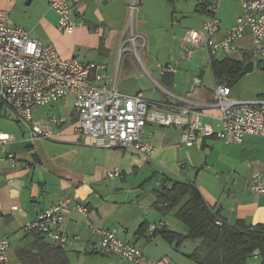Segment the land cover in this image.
Masks as SVG:
<instances>
[{
	"label": "crops",
	"instance_id": "obj_1",
	"mask_svg": "<svg viewBox=\"0 0 264 264\" xmlns=\"http://www.w3.org/2000/svg\"><path fill=\"white\" fill-rule=\"evenodd\" d=\"M48 1L0 0V9L7 13L8 25L27 30L30 37L42 45H52L60 58H74L81 64L104 66L117 91L127 95L141 94L147 101L162 108L187 110L188 120L197 119L200 124L209 125L215 131L219 129L220 113L213 106L216 81L211 63L200 48L194 49L190 55L185 52L186 33L201 31L203 23L210 18L209 13L199 5L203 0H192L188 13H183L189 22L181 28V31L184 30L179 40L182 52L177 60L174 57L166 60L144 50L145 63L138 54L136 62L127 47L121 50L123 52L115 69V64L98 61L99 57L79 54L81 49H85L107 56L118 45L120 51L125 36H122L121 29L114 27L113 19L116 12H126L130 0H80L72 6L71 18L82 19L84 26H77L71 34L57 29V16L48 8ZM103 1L107 6L105 13L97 9V3L102 4ZM138 1L141 8L139 29L151 39L162 36L165 29L161 27L160 12L155 10L153 0ZM167 2L173 3V0ZM90 9H93L92 16L89 15ZM240 14L241 6L237 1L220 0L216 17L221 29L215 35L216 41L223 37L225 30L234 26ZM162 23L164 26L170 24L169 14L164 15ZM171 24L174 25L172 21ZM142 35L139 33L137 37ZM172 37L177 36L173 34ZM253 48L252 36L247 33L235 43L231 53H219L213 57L217 60L226 57L241 60L242 55L251 53ZM195 52L203 54L200 59L204 66L192 65ZM188 63H191L190 68ZM207 68L210 71L207 72ZM134 70L143 72L149 82L142 81L141 77L139 85L138 76L133 75ZM163 70L174 74L169 87L160 82ZM195 79L199 83L195 84ZM55 104L36 108L33 111L34 121H45L48 116L54 115L52 106ZM69 105V111L54 115L66 117L67 124L60 128L49 126L53 137L35 140L29 139L26 125L17 122L0 107V134L10 138L3 146L4 152L0 148V158L13 155V161L0 160V240L9 242V264H57L52 249L59 247L58 244L46 236L41 242L34 234L25 233L24 227L41 211L65 197L71 198L72 204L65 215L62 231L69 238L78 237L64 249L67 264H129L117 255L88 249L94 237L87 227V220L77 211V204L88 208V221L94 227L114 232L122 241L139 248L151 261H167L165 256L173 254L172 248L177 250L180 247L176 249L159 233L149 232L148 227L161 222L167 230L185 234L186 229L179 230V224H183L172 214L160 212L156 191L162 183L168 188L176 181L191 183L219 220L230 225L243 227L264 223V195L251 192L249 187L253 172L264 170V138L245 136L239 144L226 145L218 138L209 137L191 146L178 148L176 144L185 132V125L163 128L148 123L144 134L147 142L155 147L151 159H148L145 155L127 150L86 144L73 127L77 121L73 101ZM179 163L186 164L188 168H179ZM114 169L118 170V176L108 178L107 174ZM146 209L149 211L145 214ZM142 224L147 227L138 232ZM188 243L191 242L182 244L183 247L190 245L189 251L185 249L186 252L182 253L186 259L185 255L194 248V244ZM159 247L166 248L156 253ZM144 249H147V254ZM40 252L49 254L47 262H43Z\"/></svg>",
	"mask_w": 264,
	"mask_h": 264
},
{
	"label": "built area",
	"instance_id": "obj_2",
	"mask_svg": "<svg viewBox=\"0 0 264 264\" xmlns=\"http://www.w3.org/2000/svg\"><path fill=\"white\" fill-rule=\"evenodd\" d=\"M14 2L15 0H6ZM241 6V14L234 26L225 30L216 41L215 35L221 24L217 19L220 0H209L206 11L210 18L203 23L201 31H188L184 37L185 52L190 55L196 48L207 54L208 63L214 55L229 54L235 43L247 33L252 36L254 66L264 57V0H235ZM80 0H49L48 8L57 16V29L71 34L77 26H84L82 19H72V6ZM7 13L0 9V107H3L17 122L27 126L30 140L52 138L49 126L60 128L68 120L63 116H48L45 121H34L33 111L38 107L50 106L67 97L73 99V110L77 121L75 132L88 145L100 148H117L145 155L151 159L155 147L147 142L144 134L146 124L163 128L185 125V132L176 147L191 146L209 137L222 140L226 145L239 144L245 136L264 138V98L251 102L230 99L231 90L217 84L213 106L219 110L218 130L202 125L197 119L188 120L187 110L162 108L147 101L141 94L127 95L116 90L111 78L107 77L102 65L81 64L76 59H62L52 45H42L32 39L29 32L6 23ZM97 31V30H95ZM145 42L144 37H140ZM136 37L132 36L134 43ZM194 83H199L198 79ZM9 136L0 134V148L9 141ZM13 161L7 154L0 160ZM179 168H188L179 163ZM118 170L107 174L118 176ZM251 192L264 195V170L254 171L250 179ZM72 199L61 201L41 211L24 227L30 234L39 232L54 241L60 248H67L78 240L69 238L62 231L66 213L71 209ZM77 211L87 220V227L94 237L88 249L102 254L117 255L129 264H168L167 261H151L136 246L122 241L109 230L94 227L88 221V208L77 204ZM163 228L161 222L150 225L149 232ZM9 242L0 240V264H9Z\"/></svg>",
	"mask_w": 264,
	"mask_h": 264
},
{
	"label": "trees",
	"instance_id": "obj_3",
	"mask_svg": "<svg viewBox=\"0 0 264 264\" xmlns=\"http://www.w3.org/2000/svg\"><path fill=\"white\" fill-rule=\"evenodd\" d=\"M209 0L199 2L206 10ZM252 53H244L241 60L226 57L210 60L211 69L217 84H224L231 88L241 76L242 66L252 60ZM259 62L257 63V67ZM156 204L160 205V212L172 214L181 222L186 233L165 229L155 230L175 248L182 246L184 242L194 244L193 250L185 255L194 264H248L250 258H258L260 264H264V223L254 226L230 225L211 211L206 205L197 189L188 182H174L168 188L165 183L159 185L156 191ZM147 226L142 224L138 232H142ZM35 238L43 242L45 236L39 232H32ZM53 255L57 264H67L64 258V249L57 247ZM43 262H47L48 253H39ZM34 258V255H32Z\"/></svg>",
	"mask_w": 264,
	"mask_h": 264
},
{
	"label": "rangeland",
	"instance_id": "obj_4",
	"mask_svg": "<svg viewBox=\"0 0 264 264\" xmlns=\"http://www.w3.org/2000/svg\"><path fill=\"white\" fill-rule=\"evenodd\" d=\"M197 2V0H194ZM199 1V0H198ZM192 4V0H173V3H168L167 0H153V6L155 7L156 11L160 12V18H161V27H163L165 30L163 31L162 36H157V38L151 39L148 34L142 32V30L139 29L138 23H139V13L141 12V8L139 7V1L138 0H130L129 6L125 13H117L115 14V19H113V25L115 28L121 29L122 36H125V42L121 43L117 42V44H120V51L117 49H112L109 53V55L104 56L102 54L98 55L91 51L87 52L85 49H81L79 55H83L84 53L94 55L96 57H99L100 60H106L109 64H115L114 69L116 68V65L119 63V59L121 56V50L123 48L129 49L131 56L133 60L138 62V58L136 54L141 58L142 62L143 60V54L145 52L147 53H153L155 56H161L163 59H168L169 57H174V60H177L181 54L182 51H180V41L182 39V30L183 26L189 22V19L186 18L185 14H183L185 11L188 13V8ZM106 4H98L97 3V9L101 10V12L105 13ZM93 9L89 10V15L92 16ZM149 11V10H147ZM174 12V15L172 14ZM108 13V12H107ZM169 14L170 16V24L168 26H164V23L162 21L165 17ZM218 16V15H217ZM173 18V20H171ZM219 20V19H218ZM166 21V20H165ZM171 21L174 25L171 24ZM139 33L143 34L142 36L145 38V42L140 37L138 38L137 35ZM175 34L177 37L174 38L171 36ZM135 36L136 39L134 43L131 41V37ZM180 40V41H179ZM116 41V40H115ZM115 46V44H113ZM145 50L144 53H142ZM203 54L200 52H195L192 62L193 66L196 65H202L204 66V62L202 59H200V56ZM102 57V58H101ZM108 57V59H106ZM259 65L254 66L253 70L249 73L244 74L240 80L231 87V94L230 99L234 101H241V102H251L255 101L260 98H264V57L259 56ZM191 63H188V67L190 68ZM207 72L210 71L209 68L206 69ZM142 76H141V74ZM136 72L134 70L133 75L138 76V84L140 85V78L143 77V80H146L149 82L148 77L141 71ZM73 101L71 97H67L66 101H59L57 104L52 106V110H54V115L64 113L65 111H69L70 109V102ZM64 108V109H62ZM12 118V117H11ZM34 118H36L34 116ZM155 183V182H154ZM180 225L181 231L185 230L184 225ZM119 238L120 236L117 235ZM163 246H166L163 241H161ZM191 244V243H188ZM163 248L166 247H159L156 250V253H161ZM185 249L189 251L190 245H185L184 247H180L179 249L175 250L172 248V255H167L165 257L168 264H193L190 260L186 259L182 253H185ZM147 249H144L145 253L147 254ZM121 263V262H120ZM119 264V263H118ZM122 264V263H121ZM248 264H260L259 259L257 260L250 258L248 260Z\"/></svg>",
	"mask_w": 264,
	"mask_h": 264
},
{
	"label": "water",
	"instance_id": "obj_5",
	"mask_svg": "<svg viewBox=\"0 0 264 264\" xmlns=\"http://www.w3.org/2000/svg\"><path fill=\"white\" fill-rule=\"evenodd\" d=\"M253 68H254V64H253V62H252V61H249V62H247V63L244 65L241 74L244 75V74H246V73H249V72H251V71L253 70ZM173 78H174V74H173V72H171V71H169V70H163V71L161 72L160 82H161L163 85L169 87V86H171V84L173 83ZM146 211H149V210L146 209V210L144 211L145 214H146Z\"/></svg>",
	"mask_w": 264,
	"mask_h": 264
}]
</instances>
